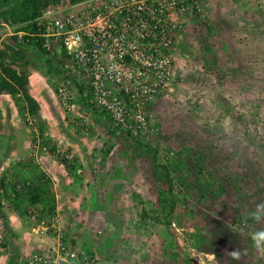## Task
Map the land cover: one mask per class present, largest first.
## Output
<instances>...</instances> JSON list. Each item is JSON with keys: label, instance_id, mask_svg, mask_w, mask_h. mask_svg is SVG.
I'll return each mask as SVG.
<instances>
[{"label": "rangeland", "instance_id": "1", "mask_svg": "<svg viewBox=\"0 0 264 264\" xmlns=\"http://www.w3.org/2000/svg\"><path fill=\"white\" fill-rule=\"evenodd\" d=\"M156 9V51H145L155 62L117 67L111 98L96 97L64 53L48 59L26 43V23L0 9L6 64L27 79L30 63L42 73L26 88L36 89L35 115L21 94L9 95L14 125L0 107V138L20 141L19 157L0 158V253L36 227L44 250L23 264L55 253L64 264H264V0H156ZM83 204L101 206L98 220L84 222L95 207ZM98 232L115 253L98 255Z\"/></svg>", "mask_w": 264, "mask_h": 264}, {"label": "built area", "instance_id": "2", "mask_svg": "<svg viewBox=\"0 0 264 264\" xmlns=\"http://www.w3.org/2000/svg\"><path fill=\"white\" fill-rule=\"evenodd\" d=\"M156 11V0H78L67 7L48 6L24 34L28 42L40 44L48 57L60 47L76 71L92 80L93 94L111 98L115 91L105 83H121L117 67L155 62ZM150 49L155 51L145 52ZM57 94L63 102L72 95L66 85H61ZM28 264L64 263L55 253L49 259L35 256Z\"/></svg>", "mask_w": 264, "mask_h": 264}, {"label": "crops", "instance_id": "3", "mask_svg": "<svg viewBox=\"0 0 264 264\" xmlns=\"http://www.w3.org/2000/svg\"><path fill=\"white\" fill-rule=\"evenodd\" d=\"M20 49H21L22 52H26L27 53V50H26L25 47H21ZM0 50L1 51H5L6 54H7V52H9V50L6 49L3 45L2 46L0 45ZM57 50L60 51L59 48ZM57 57H60V54ZM3 62H5V58H4ZM43 63H45V62H43ZM4 64L7 65L6 62ZM37 66L38 65L36 63H30V64L26 65V71L29 74L28 80L31 82L30 85L28 86V89L30 87H33V84L34 83H32V82H34V80H35L34 78H36L37 76H39V75L42 74L41 71H35L34 70V68H36ZM11 68L14 69L18 74L25 72L24 71V67H20V64H18V63H15V66L13 65V66H11ZM38 87H41V85H39ZM29 91H31V89H29ZM35 91H36V89H33V92H32L33 95H32V97L38 102V100L36 99V96L37 95H34V92ZM12 101L13 100H11V96L6 95V94L0 95V107H2L3 109L6 110V113H7L6 115H9V114L11 115L12 119L9 120V122L12 125H14V122L16 120V113L13 111V108L14 107H13V102ZM11 107H13V108H11ZM1 116H2V111H1ZM3 118H5V117H2V119ZM5 121L6 120H4V119L0 121V128H1V130H3L5 128V126H4V124L6 123ZM11 128L12 127H10V128L8 127V128H6V130L7 129H10L11 130ZM5 134H7V133L5 132ZM19 144H20V141H18V139L16 137H14L13 134H12V139L9 136L7 138H6V136L3 137V138H0V158L1 157H12L10 159H14V157H19L18 156V153H17V147H16ZM26 160H29V159L27 158ZM26 178L31 179L32 178V175H30V177H28V175H27ZM33 178H34V176H33ZM33 178H32V180H33ZM88 188L90 189V188H92V186H90ZM88 188H85V192L84 193H87L88 192ZM67 192H68V190H67ZM119 192H122V191H119ZM90 194L92 195V193H90ZM88 201L90 202V201H92V199L90 198ZM122 202H123L122 205H127L128 209H131V204L129 203V201L126 200V201H122ZM82 207H86L88 209V211L92 207H95V210H93L90 214H88L87 212L86 213H81L82 214V217H83V220H84V222L86 224H88V223L91 224L93 218L95 220H98V216L101 214V212L100 211L97 212V211L101 208V206H99V205L94 206V205H89V204L88 205L83 204ZM11 224L13 226H15L16 224H18L17 218H16V220H13ZM77 224H78L79 227L84 226V223L77 222ZM23 229H25V228H23ZM43 230L44 229H42V228H36V227L35 228H31L30 231H25L23 234H21L20 236H18L17 237V240H13L11 238V236H10L7 239L8 240V244H5V245L2 246L3 249H1V252L2 253H0V264H23V257H24L23 255H24L25 252H27V254L30 253V252L41 253L40 251H43L44 250V247H43V250H42V247H41L42 245L38 243V239H37V237L35 235H38ZM23 231H16L18 233L17 235H19ZM2 232L3 231H1V233ZM49 236L50 235L47 234V237H49ZM107 236H110V235H102L99 232H98V234H95V235L91 236V239L92 240H95V244L99 245V249L96 248V251H97L98 255L107 256V255H104L105 254L104 251H107L106 248H107L108 245H111L112 246V242H115L114 240H109V239L107 240ZM31 238L34 241V244L33 245L31 244V241H30ZM18 239L23 240V243L21 244ZM43 241L44 240H42V242ZM136 241L138 242L139 239L137 238ZM15 246H18L19 247V250L17 249V251L15 250L16 252L12 253ZM101 246L104 247V248H101ZM112 247L114 248V252L113 253H115V249L117 250V248L115 246H112ZM12 248H13V250H12ZM107 259L110 260V259H114V258H107Z\"/></svg>", "mask_w": 264, "mask_h": 264}, {"label": "trees", "instance_id": "4", "mask_svg": "<svg viewBox=\"0 0 264 264\" xmlns=\"http://www.w3.org/2000/svg\"><path fill=\"white\" fill-rule=\"evenodd\" d=\"M52 0H0V9L8 8V22L13 24L28 23L36 19L43 9L52 5ZM37 49L41 48L40 44L34 45ZM44 52V51H43ZM58 55V54H57ZM6 57L5 51L0 50V95H17L23 96L30 115H35L38 111V104L27 92L28 79L26 75L18 74L10 65H5L3 60ZM166 180H169V174L165 171ZM31 205L41 204V196L28 195L27 200ZM1 206V205H0ZM171 210H173L171 208Z\"/></svg>", "mask_w": 264, "mask_h": 264}, {"label": "clouds", "instance_id": "5", "mask_svg": "<svg viewBox=\"0 0 264 264\" xmlns=\"http://www.w3.org/2000/svg\"><path fill=\"white\" fill-rule=\"evenodd\" d=\"M49 6H55V5H49ZM48 7V6H47ZM46 7V8H47ZM45 8V9H46ZM45 9H43L42 11H41V13L45 10ZM41 15V14H40ZM39 15V16H40ZM38 16V17H39ZM31 21H29L28 23H26V28L28 27V25H29V23H30ZM28 40V38H25V41H26V43H31V44H33V45H35V43H32V42H28L27 41ZM60 49V51H58L57 49ZM56 50H55V53H54V55L53 56H51V57H48L47 55H46V53L45 52H43L44 53V55L48 58V59H51V58H54V57H56V56H58L59 54H60V56H61V53H64L65 55H66V53L60 48V47H58ZM58 54V55H57ZM67 56V55H66ZM67 57H69V56H67Z\"/></svg>", "mask_w": 264, "mask_h": 264}]
</instances>
